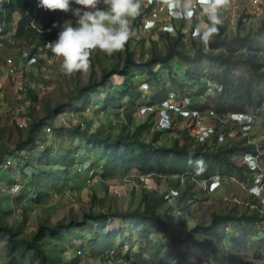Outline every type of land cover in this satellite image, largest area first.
I'll use <instances>...</instances> for the list:
<instances>
[{
  "label": "rangeland",
  "instance_id": "rangeland-1",
  "mask_svg": "<svg viewBox=\"0 0 264 264\" xmlns=\"http://www.w3.org/2000/svg\"><path fill=\"white\" fill-rule=\"evenodd\" d=\"M144 1L139 0V14L144 12L141 21L142 27L132 33L129 40L130 49L137 61H146L155 54H168L177 42V33L179 32L178 29L167 36L161 32L160 28L144 30V21L148 19L146 15L148 10H144ZM226 1L224 8L205 9L203 7L207 11V17L204 18L203 16L202 21L198 22V27H200L198 37H191V30L195 27V23L186 22L180 27V30L186 35V40L184 39L183 43L188 51L193 53L201 44L204 45L215 39L217 30L206 41L202 38L205 32L204 26H213L210 14L216 16L225 30V36L231 41L237 36L244 38L262 26L264 22V0H261L262 4L259 11L253 7L254 0ZM39 15L38 26L40 29L51 28L54 21L62 23L71 19L68 13L53 12L43 8H41ZM161 16L164 17V12ZM135 17L129 18V26ZM17 24L18 17L10 24V27H16ZM57 32L58 29H54V40ZM9 39L10 35L0 39L4 41V57L13 58L19 72L18 75L14 76L6 74L5 62L0 61V73L3 71L2 74L5 76L3 77L4 95L0 99V161L4 162L2 165L0 162V209L7 211L6 221L19 230L21 238L31 239L41 225L54 227L58 223L67 225L73 221L81 222L84 214L88 213L138 209L141 207V198L145 189L166 195L172 191L179 192L174 205L177 207L176 212L170 213V218L167 221L170 223V231L182 237H186L190 230L200 225L209 226L216 214L238 213L241 215L254 212L260 215L264 214V140L261 139L264 132V102L261 104L254 102L245 106L244 111L251 119L248 122L243 120L235 122L231 120L232 112H228L226 116H223L224 112H216L215 99L219 92L216 93L208 89L202 97L198 95L189 97L191 98L190 102L203 113L213 111L215 116L204 118L201 124L199 121L182 120V133L187 132L196 145L203 141L198 137L201 133V127L215 126V130L217 128L227 138L220 143H231L244 137L248 139L247 144L256 146L259 143L262 145V150L259 148L262 156L257 160L258 172L253 174L252 179L243 182L241 179L233 177L225 182L221 181L218 188L212 192L209 181L200 180L198 174L171 177L153 174L149 176L148 183L141 184V176L137 171H132L130 175L121 173L112 179H104L98 175L87 178L86 174L81 173L82 176H78L66 188L60 182L53 195L37 201L34 195V197L29 195L27 189L28 177L34 170L32 167L26 166L24 161L30 155L39 157L41 154L43 155L45 146L53 147L55 153L51 154L49 158L51 160L49 168L64 171V163L60 161L57 152L61 149L62 152L71 148L82 149L84 146V142L78 139L72 131L75 127H81L82 130L90 133H100L106 137L114 136L124 126L127 131L134 132L137 126L148 121V116L140 111L146 104L142 107L140 105L147 102L148 98L153 97L160 90L159 86L165 87L170 94L174 92L177 95H182L181 89L173 82V79L186 83L184 80L185 66L182 62L174 61L172 63L174 65L172 75L167 70H160L159 66H156L154 72L158 74L160 85L148 81L146 73L142 74L139 71L134 82V88L124 100L121 103L110 102L105 107L98 101L105 98L107 94H114L116 92L114 87L120 89L123 85V78L115 76L113 82L108 85L103 93L92 96V102L87 111L74 112L67 109L64 114L55 118L54 125L50 126L51 121L47 120L45 116V105L50 104L53 107L59 103L67 102L71 95L76 93L78 88L86 86L90 79H99L104 69L110 70L118 62L123 63L124 58L127 57L125 43L122 48L112 54H107L99 49L93 50L90 53V64L86 71L68 74L61 67V59L55 57L52 52L49 53L54 58L50 60L52 64H49L46 59L33 69L21 58L24 51H31L35 45L43 41L41 36H37L33 41L27 37L16 39L14 43H11ZM257 52L255 48L245 47L236 55L249 57L256 56ZM256 57L264 64L262 54L258 53ZM206 75L208 79L214 81L218 77V71L210 68L206 71ZM21 77L24 80L22 89L18 85V80ZM143 83L148 84V87H143ZM34 93H37L39 97L36 102L33 100ZM140 93L141 98H137L131 104L132 96ZM25 102H30V107L27 108ZM33 102L34 105L32 106ZM23 107L26 110H21ZM158 117L159 112H155L156 120H150L151 128L143 134V139L151 140L156 130V122L159 121ZM27 119L28 122L26 123ZM29 122H42L41 131L37 136L40 147L30 152L26 150L27 154L24 150V158H19L17 154L13 155L12 153L18 149L20 143L27 140L30 134ZM249 126L252 129L248 130ZM48 129L51 130L48 131ZM181 135V133L164 135L160 143L170 145ZM213 135L207 136L206 139ZM77 156L81 162L88 155L83 150ZM234 159L239 165H248L246 155L242 152L237 153ZM15 184L21 186L18 192H13L11 189ZM136 184H140L139 188L135 187ZM255 186H257V190H254V194L252 188ZM162 214L163 210L160 212V215ZM94 229L97 237L106 242L100 249L88 246L86 234L90 230H87L86 233L77 230H64L55 236L48 233L46 238L49 244L46 252L51 256V264H162L160 258L163 251L165 252L170 246L169 242L164 239L163 230L158 226H152L144 234L137 229L129 234L124 230L126 228L123 222L112 219L103 228L96 225ZM114 229L122 231V233L105 239L108 232ZM223 229L226 230L227 239L233 241V258L231 259L233 264H264V224L257 226L258 234H246L240 228L235 229L231 226ZM83 245L85 248H82ZM111 247L113 253L108 252ZM189 250L194 260L203 262V264L211 263V257L207 252L194 246H190ZM158 252L160 255H157ZM57 258H61L62 262L59 261L61 259L58 260ZM6 261L5 241H3L0 245V264H5ZM22 264L40 263L33 254H27Z\"/></svg>",
  "mask_w": 264,
  "mask_h": 264
},
{
  "label": "trees",
  "instance_id": "trees-1",
  "mask_svg": "<svg viewBox=\"0 0 264 264\" xmlns=\"http://www.w3.org/2000/svg\"><path fill=\"white\" fill-rule=\"evenodd\" d=\"M36 6L37 0H0V27L3 30L0 35L3 36L11 31L10 24L18 17L14 34L16 39L27 37L33 41L37 36H41L43 41L37 46L53 41L55 33L39 35L32 26V23L40 20L33 13ZM38 8L41 11V8ZM143 16L144 12L135 17L129 26L130 36L125 42L127 57L124 58L123 63L118 62L110 70L104 69L99 79H90L88 84L78 88L67 102L59 103L53 107L50 104L45 105V116L47 120L51 121L50 126H53L54 119L64 114L67 109L74 112L87 111L92 102V96L103 93L113 82L115 76L123 78V85L120 89L114 87L116 90L114 94H107L105 98L98 101L105 107L110 102L121 103L124 100L134 88L139 71L142 74L146 73L148 81L160 85L158 74L154 72L155 67L159 66L160 70H167L172 75L174 61L182 62L185 66L184 80L186 83L173 79V82L181 89L182 95H177L174 92L170 94L165 87L159 86L160 90L153 97H146L148 98L147 102L142 103L140 107L145 104L150 107H160L167 102L171 95H174L177 100L192 98L195 95L202 97L208 88H214L216 92L221 89L215 99V109L217 113L224 112L223 116H226L228 112L245 113V106L254 102L258 104L264 102V64L256 57L258 53L264 57V22L256 32H251L244 38L237 36L232 41L225 36L223 26L217 23L215 24L217 30L215 39L204 45L201 44L193 53L187 50L183 43L186 35L179 29L177 42L168 54H155L146 61H137L130 49L129 40L132 33L142 27ZM166 35L169 34L166 33ZM245 47L255 48L258 51L256 56H237L238 51H242ZM218 49L220 50L217 51ZM30 52L33 55L36 50L32 49ZM210 68L218 71V77L214 79L215 82L207 78L206 71ZM139 91L141 92V90ZM132 97L131 104L137 98H141V93ZM38 98L37 93H34L33 100L36 102ZM154 117L155 113L148 116V121L137 126L134 132L127 131L124 126L114 136L107 137L100 133L82 130L81 127H75L72 131L78 139L84 142V146L82 149L71 148L66 152H62L61 149L57 152L60 161L64 163V171L49 168L51 163L49 158L51 154L55 153L53 147L45 146L43 155L41 154L39 157L30 155L24 161L26 166L32 167L34 170L28 177L29 195H34L35 197H33L37 201H41L43 198L53 195L60 182L66 188L78 176H82L81 173L86 174L88 178V172H79V169L85 165L94 169L95 176L98 175L104 179L115 178L121 173L130 175L132 171H137L140 176L158 174L171 177L198 174L200 180L209 181V183L216 177L224 182L233 177H237L243 182L253 178L255 172L249 169L248 165L237 164L234 159L239 152L245 155H257L256 146L247 144V137L231 143H220L221 132L216 128L213 136L195 145L190 135L187 132L183 134L181 131L180 137L175 139L172 144L165 145L160 143L161 138L171 134L164 131H154L150 141L142 138L143 134L150 130L149 122ZM41 124L42 122L30 123V134L27 140L18 145L17 152L12 153L13 155L17 154L19 158H24V150L30 152L40 147L37 136L41 131ZM83 150L88 156L79 162L77 155ZM0 162L1 165L4 163ZM16 186L21 188L20 185L15 184L11 189L13 190ZM166 196V194L145 189L141 198V207L138 209L88 213L84 214L83 221H73L67 225L65 223H58L54 227L41 225L31 239L21 238L19 230L6 221L7 211L0 209V245L5 241L7 256L5 264H22L27 254H33L40 264H51V256L46 252L49 244L46 238L47 234L55 236L64 230H77L85 233L90 230L86 234L88 246L100 249L106 242L97 237L94 227L100 225L103 228L112 219L123 222L126 228L124 230L129 234H132L135 229L144 234L152 226L160 227L163 230L164 239L170 245L165 252L163 251L160 258L162 264H203L191 257L190 246L207 252L211 257L210 264H233L231 262L233 241L227 239L226 230L223 228L231 226L235 229L240 228L246 234H258L257 226L264 224V214L260 215L255 212L241 215L238 213L216 214L209 226L200 225L190 230L186 237H182L170 231V223L167 219L170 218V213L176 212L177 207L169 205ZM162 210L163 214L160 215ZM121 233L122 231L114 229L108 232L105 239ZM82 248L85 246L83 245ZM108 252L113 253L112 247ZM157 255L160 253L158 252ZM59 261L62 262V259Z\"/></svg>",
  "mask_w": 264,
  "mask_h": 264
},
{
  "label": "clouds",
  "instance_id": "clouds-1",
  "mask_svg": "<svg viewBox=\"0 0 264 264\" xmlns=\"http://www.w3.org/2000/svg\"><path fill=\"white\" fill-rule=\"evenodd\" d=\"M38 7L68 13L71 16V19L62 23L54 21L51 32L40 33L51 35L54 29H58L56 39L48 41L51 48L49 53L52 52L55 57L61 59V67L68 74L86 71L92 50L99 49L112 54L122 48L130 36L129 18L137 16L140 12L139 0H37L35 8L38 10L37 16L40 17ZM210 20L213 26H204L202 38L205 41L216 31L214 25L219 23L214 14H210ZM34 24L38 26L39 22ZM36 31L38 32L37 29ZM242 114L245 115L244 121L248 122L251 119L248 114ZM246 160L250 165L249 169L258 172V161L254 160V156L246 154ZM215 180L214 186H219L221 179L216 177L213 181ZM213 181L209 183L210 186ZM256 188L257 186L252 188L254 194Z\"/></svg>",
  "mask_w": 264,
  "mask_h": 264
},
{
  "label": "built area",
  "instance_id": "built-area-1",
  "mask_svg": "<svg viewBox=\"0 0 264 264\" xmlns=\"http://www.w3.org/2000/svg\"><path fill=\"white\" fill-rule=\"evenodd\" d=\"M145 0V9L148 10V13L146 14L148 16V19H145L144 21V30H154L155 28H160L162 33H168L172 34L175 30L180 29V27L185 24L186 22L195 23V27L191 30V37L196 38L200 35V27H198L199 23L202 21L203 18V7H216V8H224L226 7V0H219L217 3L216 0ZM261 0H254L253 1V7L257 9V11L261 8ZM164 12V17L161 16V14ZM34 13H38V10L34 8ZM165 21V23H164ZM197 23V24H196ZM34 28L38 30L39 33H45V32H51V28H47L44 30H41L38 28L36 24H32ZM11 31L7 32L5 35L1 36L0 39L4 36L10 35L9 41L11 43L16 42L15 38V27H10ZM51 29V30H49ZM3 33V30L0 27V34ZM186 40V38H185ZM50 42H48L46 45H35L33 49L36 50L35 54L31 55L30 51H24L21 55V58L26 62V64L30 68H34L36 66H39L41 61L48 60L49 64H52L50 60L54 59L52 56L49 55V52L51 51ZM4 44L3 41L0 40V61L5 62V70L8 75L14 76L18 75L19 69L15 62V60L11 57H4L3 56V50H4ZM19 88L22 89L24 87V80L21 77L18 80ZM147 86L148 84L142 85ZM145 89H148L145 87ZM210 91H215L214 88H208ZM221 89H218L217 92H220ZM216 92V93H217ZM4 95L3 86L0 82V99ZM173 96V95H172ZM191 99L186 98L184 100H177L175 96L170 97L167 102L160 106V107H150L149 105H146L143 107L140 111L143 114H146L147 116H150L152 113L159 112V121L156 122V130L155 131H164L166 133H169L171 135H176L180 133L181 130V122L182 120H191V121H199V124L202 123V120L204 118H212L214 115L213 111H208L207 113H203L197 108H195L190 102ZM25 106L28 108L30 107V102L26 103ZM21 110H26L25 107L21 108ZM159 110V111H158ZM244 114L242 113H232L231 114V120L238 122V121H244ZM155 119V117H154ZM156 120V119H155ZM28 122V119L26 120V123ZM30 123V122H29ZM1 127V126H0ZM252 129L251 126H249L248 130ZM51 129H48L50 131ZM215 134V126L214 127H201V133L198 136L200 140H206L207 136ZM261 139L264 140V132L261 136ZM227 140L226 137H224L222 134L219 136V142H224ZM202 142V141H201ZM257 148V155L254 156V160L257 161L258 158H261L260 149L262 150V145L259 143L256 145ZM88 172V177L93 178L95 176V171L92 169L89 165L83 166L82 169H79V172ZM150 176V175H149ZM149 176H141L140 182L148 183L149 182ZM216 180L211 183V191L213 192L218 188V186H214ZM140 184H136L135 187L139 188ZM19 187L16 186L13 189V192H18ZM179 192L178 191H172L170 194H168L166 197L168 199L169 205L174 206L175 201L178 199ZM180 214V212H178Z\"/></svg>",
  "mask_w": 264,
  "mask_h": 264
},
{
  "label": "crops",
  "instance_id": "crops-1",
  "mask_svg": "<svg viewBox=\"0 0 264 264\" xmlns=\"http://www.w3.org/2000/svg\"><path fill=\"white\" fill-rule=\"evenodd\" d=\"M204 8H205V9H206V8L210 9V7H208V6H206V7H204ZM204 8H203V16H204V18H205V17H207V16H206V12H207V11H206ZM208 9H207V10H208ZM2 69H3V68H2ZM2 72H3V71H2ZM2 72L0 73V82H1V85L4 86V85H3V84H4V81H3L4 78H3V77H5V76H3ZM6 74H7V73H6Z\"/></svg>",
  "mask_w": 264,
  "mask_h": 264
}]
</instances>
